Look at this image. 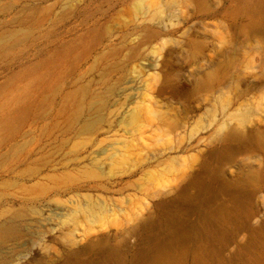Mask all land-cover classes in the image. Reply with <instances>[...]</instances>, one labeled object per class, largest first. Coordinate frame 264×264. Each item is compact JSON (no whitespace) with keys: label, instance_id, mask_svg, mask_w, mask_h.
I'll return each instance as SVG.
<instances>
[{"label":"rangeland","instance_id":"374dc122","mask_svg":"<svg viewBox=\"0 0 264 264\" xmlns=\"http://www.w3.org/2000/svg\"><path fill=\"white\" fill-rule=\"evenodd\" d=\"M255 1L0 0V222L17 216L21 233L0 243V264H58L97 236L116 244L124 225L127 261L139 247L128 229L205 162L226 188L212 206L236 188L249 211L206 264H264V0ZM220 126L250 144L218 142ZM233 143L221 167L207 159ZM46 200L62 209L49 211L53 231L33 218ZM91 207L104 212L96 223ZM197 209L173 214L187 226Z\"/></svg>","mask_w":264,"mask_h":264},{"label":"bare ground","instance_id":"6f19581e","mask_svg":"<svg viewBox=\"0 0 264 264\" xmlns=\"http://www.w3.org/2000/svg\"><path fill=\"white\" fill-rule=\"evenodd\" d=\"M260 1H263V0H260ZM257 2H259V0L255 1L254 3L257 5L258 4ZM248 7L246 8L248 9ZM258 7H260V5L257 6V8ZM262 7L264 8V6ZM246 8L244 9L246 10ZM249 8L251 9V7ZM249 12H251L252 14V11H249ZM248 13L247 15L249 16ZM251 20H252L251 22H253V19ZM258 22L260 21L258 20ZM254 23L256 22L254 21ZM7 43H8L7 38L5 37L0 38V48H4ZM257 66L264 72V58L259 60ZM210 83H211V80H208V81L203 82L202 85L205 86V85H209ZM77 111L79 110L77 109ZM84 126L85 128H90L92 126V122L89 120L85 121ZM222 127L223 126H220L217 137H216V139H218V142L219 140H223L222 142L225 143V141L229 140L228 142H231L230 140H232V142L236 143L237 142L236 140H239V141L241 140V141H244L246 144L248 143V145L250 144V142H247L250 140L248 137L249 136L248 133L246 135V133L244 134V133L238 132L239 130H236L235 128L232 129L231 127H230L231 129L224 131ZM242 135L246 137L243 138ZM216 139L215 141L217 142ZM239 141L237 142L238 144H240L241 142ZM234 143L232 144V146L223 144L222 147H221L222 144L221 145L219 144L220 147L218 148H217V145H214L216 146V149L213 147V149H215L214 151H208L209 153L207 155V159L209 160L208 156L213 157V159H216L217 161L216 164L220 166L223 163V161L226 160V158H229L234 153V151L236 152V149L239 148L238 146L234 147ZM252 144L254 143L252 142ZM212 161H209V163ZM212 163H210V165ZM202 164H201V167L199 165L200 168H195V170L192 171L191 174H189L190 176L186 182H184L181 186L179 184L180 187L178 189L177 188L168 189L169 191L165 192V194L166 195L168 194V196H166L165 198H163L162 200L158 202L156 201L154 214L149 213L146 216V218H144L143 220H140V222H138L135 225H133L134 223H132L133 226H131L128 229V233L133 236L135 235L139 239V247H138L139 249L137 248V250H135V252L132 254L129 260L125 261L126 259H125V225H124L122 233H120L119 235L120 237L119 241H116L117 243L116 244L114 243L115 245L112 244L113 243L112 239H114L113 235L97 236L94 240H91L83 244L82 246H79L77 249L68 253L66 256H63V260L58 264H206V262L210 259V257L215 256V254L219 251L220 246L223 245V243H225L226 238H228V240L232 239V238L230 239L229 233L230 232L233 233L234 227L241 226L240 224L243 223L241 220L243 215L247 214L246 217H248V213H245V212L246 211L249 212V211L244 205L245 200H243L244 202L242 203L243 195H245L247 192H245L244 194L243 189H242L243 192L241 190L243 195H241V192L239 190L232 192V190H235L236 188L232 190L230 189L231 190L230 192H229V189L227 190L226 195L227 193L228 194L230 193L231 196H229L230 198L226 204L219 203V205L212 206L211 201H212L213 196L217 195L215 194L216 192L224 190V187H223L224 184H221L222 188L220 189V185L218 184L217 186V184H215L216 181H213V176H215L213 174L214 171L212 172L213 169L210 170L208 167V163L206 162L203 165ZM225 167H226V164H225ZM251 171L249 170V173ZM252 172L251 174L254 173ZM251 174H249V176ZM245 175L247 176V174ZM258 175H255V176H258ZM253 179H255V177ZM241 180L238 182L241 183ZM244 180L245 178H243L242 182H244ZM236 181L235 183H238ZM256 182H259V180H256ZM231 184H234V183H231ZM249 184L251 185V183ZM236 185L238 184H235V186ZM241 186L242 188L245 187V185L243 184ZM194 188L195 190L191 192L192 191L191 189H194ZM250 189L253 190L252 188ZM251 193L253 192L251 191L250 193H248L247 197H250V195L253 196L254 193L253 194ZM221 196H223V194ZM161 208L166 209V210L161 211L162 210ZM193 208L194 209L198 208L200 209V212H201L197 223L189 224V225L186 224L187 226H184L183 222L181 221L182 219L179 218L180 220H178L174 216L176 213H177L176 215H179L178 212H181V213L184 212L185 214L190 209L193 210ZM55 209L62 210L57 205L54 208H51L50 200H46V204L41 210L39 209L38 211L36 210L33 211V214H34L33 218L35 219L36 222L40 224V226L45 227L46 229L49 228L53 231L54 228L50 226L51 225V218H50L51 213L50 212ZM89 211L91 212V218L89 219V222L91 223H96L100 221V219L104 216L103 210L94 211V208L91 207L89 208ZM15 217L17 218V216L14 215V217H11L7 220L0 222V243H2L8 238H18L19 236H21V233L19 232V228L16 224ZM249 218H250V215H249ZM244 223L245 225H247L245 221ZM257 234L259 236V233ZM257 234L256 235L254 234V235L257 236ZM190 239H192L193 241H191ZM190 242H193V243L189 244ZM251 251L252 250H250V252ZM251 253H253V251ZM241 255L243 257V253ZM188 256L191 258L189 263H187L186 261ZM60 258L62 259V257ZM32 259L33 257L30 259L31 261L21 262L20 264H31L34 261ZM58 260L56 262H59Z\"/></svg>","mask_w":264,"mask_h":264}]
</instances>
